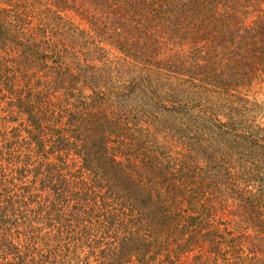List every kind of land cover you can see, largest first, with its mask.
<instances>
[{"label": "trees", "instance_id": "1", "mask_svg": "<svg viewBox=\"0 0 264 264\" xmlns=\"http://www.w3.org/2000/svg\"><path fill=\"white\" fill-rule=\"evenodd\" d=\"M263 94L264 0H0V264H264Z\"/></svg>", "mask_w": 264, "mask_h": 264}, {"label": "rangeland", "instance_id": "2", "mask_svg": "<svg viewBox=\"0 0 264 264\" xmlns=\"http://www.w3.org/2000/svg\"><path fill=\"white\" fill-rule=\"evenodd\" d=\"M263 97H264V94H263ZM1 106H3V105H2V102H0V107H1ZM3 107H4V106H3ZM4 110L7 111L6 109H2V111H4ZM2 111L0 110V116H1V118H2L1 120H4L7 116H5V114H3ZM10 120H11V118H8V121H10ZM191 257H192V256H189V260L191 259ZM180 264H181V263H180ZM187 264H188V263H187Z\"/></svg>", "mask_w": 264, "mask_h": 264}]
</instances>
